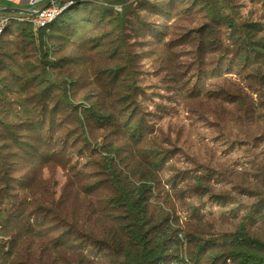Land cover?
I'll return each instance as SVG.
<instances>
[{
    "label": "trees",
    "instance_id": "1",
    "mask_svg": "<svg viewBox=\"0 0 264 264\" xmlns=\"http://www.w3.org/2000/svg\"><path fill=\"white\" fill-rule=\"evenodd\" d=\"M63 1L0 37V264H264V0ZM174 106L246 138V202Z\"/></svg>",
    "mask_w": 264,
    "mask_h": 264
},
{
    "label": "rangeland",
    "instance_id": "2",
    "mask_svg": "<svg viewBox=\"0 0 264 264\" xmlns=\"http://www.w3.org/2000/svg\"><path fill=\"white\" fill-rule=\"evenodd\" d=\"M115 8L121 9L119 6ZM164 103L165 101H162L163 105ZM175 109L174 106L159 111L162 116L164 115L160 121L164 131L170 132L172 139L178 142V146L184 149V152L196 155L206 163L207 160L212 159L211 163L217 168L220 166L222 169L234 170V175L228 180L223 178L221 187H217L215 192L218 194L226 192L234 198L246 202V196L243 194L240 196L237 192L238 185L248 186L252 185L254 181L248 163L251 158V148L246 144V138H242L244 142H241L237 150L231 151L220 139L215 138L216 133L212 131L207 122L200 118H193L185 109H179V111H175ZM179 158L182 165L188 161L184 154ZM230 208L231 204L226 206L227 213ZM210 209L217 211L215 206ZM181 214L183 215V212ZM220 228L225 229L226 227L220 226Z\"/></svg>",
    "mask_w": 264,
    "mask_h": 264
},
{
    "label": "built area",
    "instance_id": "3",
    "mask_svg": "<svg viewBox=\"0 0 264 264\" xmlns=\"http://www.w3.org/2000/svg\"><path fill=\"white\" fill-rule=\"evenodd\" d=\"M64 2L63 0H0V25L7 17L22 15L32 17L38 22L48 12L55 11Z\"/></svg>",
    "mask_w": 264,
    "mask_h": 264
},
{
    "label": "bare ground",
    "instance_id": "4",
    "mask_svg": "<svg viewBox=\"0 0 264 264\" xmlns=\"http://www.w3.org/2000/svg\"><path fill=\"white\" fill-rule=\"evenodd\" d=\"M44 1H55V0H44ZM70 5V2H64L61 4L55 11L48 12L45 16L39 19L38 22L32 17H24L22 15H14L7 17L4 22L0 25V37L5 32V30L9 27V24L13 21L17 22H26L30 24L31 30L36 31L37 29L44 27L48 23H50L57 15H59L64 9H66Z\"/></svg>",
    "mask_w": 264,
    "mask_h": 264
}]
</instances>
